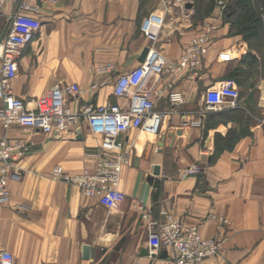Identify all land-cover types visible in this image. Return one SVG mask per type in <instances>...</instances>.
<instances>
[{"label":"crops","instance_id":"crops-1","mask_svg":"<svg viewBox=\"0 0 264 264\" xmlns=\"http://www.w3.org/2000/svg\"><path fill=\"white\" fill-rule=\"evenodd\" d=\"M24 1L37 7L33 16L40 26L22 49L11 91L29 109L56 84L80 87L68 101L75 112L121 103L113 83L141 64L144 48L165 65L175 64L193 37L207 26L215 29L192 78L186 72L162 75L154 86L162 94L156 104L165 115L161 135L130 130L119 136L130 156L118 185L126 199L116 210L50 179L55 166L70 175L94 169L100 139L83 121L62 136L0 125V137L28 147L18 163L21 179L8 182L9 199L0 204V249L15 264H171L164 249L157 255L165 251V258L140 256L148 249L141 205L155 221L166 212L198 226L203 238H214L218 252L204 264H264V24L262 40H250L252 31L240 25L244 17L226 13L231 0H213L204 14L197 10L208 0ZM14 10L12 3L0 7V41ZM151 15L162 17V25L143 33ZM107 64L112 73H91ZM223 81L233 83L238 99L207 110L205 91ZM94 83L100 86L92 89ZM169 84L183 93L179 107L168 103ZM192 165L200 172L185 177L180 170ZM84 245L88 259L82 257Z\"/></svg>","mask_w":264,"mask_h":264},{"label":"built area","instance_id":"built-area-1","mask_svg":"<svg viewBox=\"0 0 264 264\" xmlns=\"http://www.w3.org/2000/svg\"><path fill=\"white\" fill-rule=\"evenodd\" d=\"M262 2L264 0H251ZM12 3L15 10L10 16V25L0 41V125L7 130L18 126L23 130L40 131L44 134L62 136L81 121L87 126L91 135L99 137L96 163L92 171L79 174H67L61 166H55L50 179L65 181L76 186L82 195L95 199L107 210L118 209L126 197L118 189L122 168L129 163V153L123 150L119 136L130 130H137L149 136H160L164 113L157 111V100L162 96L161 90H154L162 75H179L187 73L192 78L196 68L210 43V34L215 26H207L193 37L185 47L179 61L165 65L163 59L154 52H149L145 61L136 68L118 76L112 86L113 95L121 103H106L101 106H84L81 111H72L68 101L76 99L81 93L75 84H56L34 101L29 109L26 103L12 94L11 83L17 74V62L23 47L33 39L40 21L33 15L38 13L36 6L24 0H0V7ZM219 16H223L224 4L218 1ZM264 24V10L261 12ZM163 18L155 15L147 17L141 26L143 33L152 28H160ZM112 65L95 67L91 73L103 76L112 73ZM152 78L154 82L149 84ZM98 83L91 85L97 89ZM167 100L171 107L184 103L183 93L167 86ZM239 92L231 81H223L208 88L204 93V105L207 110H217L225 102L233 104ZM27 144L22 140L0 137V204L9 199L8 182L21 179L19 161L27 154ZM185 176L200 172L197 165L180 170ZM141 217L147 223V250L158 254L164 249L171 264H204L205 260L216 255L219 249L214 238H203L196 225H187L173 218L166 212L162 221L152 219L150 209L141 205ZM222 220V219H221ZM0 264H15L13 255L0 249Z\"/></svg>","mask_w":264,"mask_h":264},{"label":"trees","instance_id":"trees-1","mask_svg":"<svg viewBox=\"0 0 264 264\" xmlns=\"http://www.w3.org/2000/svg\"><path fill=\"white\" fill-rule=\"evenodd\" d=\"M204 3V4H203ZM213 4V0L200 1V6L197 12L199 14H204L210 11ZM264 10V1L253 2L251 0H231L227 5L226 13L237 14L236 17H244L240 22L243 29L252 31L250 40H262V19L261 12ZM235 21V20H234ZM233 21V24H238V21ZM260 22V23H259ZM261 24V25H260Z\"/></svg>","mask_w":264,"mask_h":264},{"label":"water","instance_id":"water-1","mask_svg":"<svg viewBox=\"0 0 264 264\" xmlns=\"http://www.w3.org/2000/svg\"><path fill=\"white\" fill-rule=\"evenodd\" d=\"M190 7H191L190 4L186 5V8H190ZM148 53H149V49L148 48H144L142 53H141V55H140V57H139V61L141 63H143L145 61ZM80 134H81V131L78 130L76 132L77 138H80ZM159 145H160V143H159ZM153 174L154 175L158 174V168L157 167L154 168ZM150 181H151V179H150ZM89 250H90L89 246H87V245L83 246V248H82V257H83V259H88L89 258ZM140 256H148L151 259H155L157 257L158 258H165L166 257V252L162 251L159 255H157V254L149 253L147 249L142 248L140 250Z\"/></svg>","mask_w":264,"mask_h":264}]
</instances>
